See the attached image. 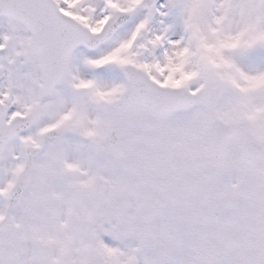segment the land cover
<instances>
[{
	"label": "snow or ice",
	"instance_id": "snow-or-ice-1",
	"mask_svg": "<svg viewBox=\"0 0 264 264\" xmlns=\"http://www.w3.org/2000/svg\"><path fill=\"white\" fill-rule=\"evenodd\" d=\"M0 29V264H264V0H0Z\"/></svg>",
	"mask_w": 264,
	"mask_h": 264
},
{
	"label": "rangeland",
	"instance_id": "rangeland-1",
	"mask_svg": "<svg viewBox=\"0 0 264 264\" xmlns=\"http://www.w3.org/2000/svg\"><path fill=\"white\" fill-rule=\"evenodd\" d=\"M3 29H0V31H2ZM104 47V46H103ZM98 50H95L94 52L90 53V52H86L82 49L80 50H77L74 52V55L79 58L81 55H95L97 53ZM80 67V70L81 72L86 75V76H90V75H93L94 73L90 70V69H87L85 67H83L82 65H78Z\"/></svg>",
	"mask_w": 264,
	"mask_h": 264
}]
</instances>
